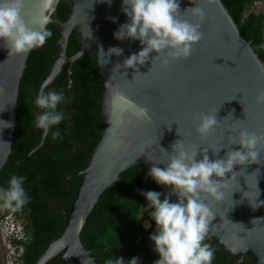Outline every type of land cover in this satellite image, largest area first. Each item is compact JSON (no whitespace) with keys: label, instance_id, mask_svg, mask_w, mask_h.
Listing matches in <instances>:
<instances>
[{"label":"water","instance_id":"obj_1","mask_svg":"<svg viewBox=\"0 0 264 264\" xmlns=\"http://www.w3.org/2000/svg\"><path fill=\"white\" fill-rule=\"evenodd\" d=\"M61 1L70 7L65 21L52 18ZM38 4L39 0H25L23 15L27 22L32 23L37 17ZM179 4L181 13L197 6L203 10L202 23L191 10L181 16L191 23H200L203 38L194 45L191 56L170 60L167 66L162 57L151 61L156 53H150L144 65H137L140 73H135L134 69L124 67L123 61L142 48L140 41L120 40L114 35L120 25L129 22L122 11V0H111V4L106 0L47 3L43 15L50 20L46 27L53 24L58 30V58L41 90L54 80L63 65L70 67L89 54L102 91V132L79 173L61 233L49 240L34 264H47L59 255L73 264H98L83 245L81 233L101 195L116 186L123 172L136 165L165 168L176 141L183 140L186 148L196 145L207 149L209 158L215 160L224 158L228 149L239 147L231 141L238 138L241 130L264 133V105L256 103V96L264 89V62L242 36L222 0H179ZM89 30L92 38H87ZM70 36H74L78 50L67 60ZM101 47L105 52L119 47L123 54H112L108 63L102 65L98 62ZM32 50L9 55L0 40V120L12 124L4 127L0 121V174L13 154L20 81ZM120 97L147 107L151 119L137 120L124 110ZM213 109H218L220 123L213 134L201 137L196 132L198 114ZM257 147V163L237 165L234 175L226 174L224 200L207 201L215 217L206 239L231 258L245 256L251 264H264V204L255 208L264 201V145ZM218 149V155H214L213 151ZM197 159H202V155ZM155 184L173 202L177 201L172 186L156 181Z\"/></svg>","mask_w":264,"mask_h":264},{"label":"clouds","instance_id":"obj_2","mask_svg":"<svg viewBox=\"0 0 264 264\" xmlns=\"http://www.w3.org/2000/svg\"><path fill=\"white\" fill-rule=\"evenodd\" d=\"M48 2L50 0H39L37 17L29 23L23 15L25 0H0V40L4 42L9 55L27 53L42 47L52 37V31L46 27L50 22L49 17L43 15ZM106 2L111 4V0ZM122 3V11L129 18V22L120 25L114 35L120 40L130 38L140 41L142 48L123 61V66L134 69L135 73H140L137 65H144L150 59V53H156L151 57V61L162 57L163 64L167 66L170 60L191 56L195 50L194 45L203 38L200 23H191L181 18L185 12L191 10L202 23L204 12L198 6L181 13L179 0H122ZM112 19L115 21V18ZM87 38H92L90 30ZM112 54L120 56L123 49L110 47L105 52L101 47L98 62L102 65L108 63V57ZM120 99L125 106L124 110L130 112L137 120L151 119L147 107L126 97ZM64 100L62 92L45 93L42 90L35 98L34 104L44 112L36 113L35 127L47 135L52 126L59 125L64 119V113L58 111V106ZM256 103L264 105V89L256 96ZM217 110L198 114L196 132L201 137H207L216 131L220 123L216 116ZM2 122L4 127L12 126L11 122ZM127 122L131 123V120ZM59 135L58 131L52 132L53 139ZM231 143L239 147L228 149L224 158L211 160L207 149H200L196 145L186 148L183 140H178L172 145L166 167L152 166L149 169V177L158 184L172 186V191L178 197L177 201L173 202L169 195L162 192L150 190L141 193L148 201L146 209L156 225L155 232L150 235L159 255L154 264H212L215 250L204 241L215 213L207 201L209 198L217 202L224 200L226 174L234 175L235 166L246 167L248 164L257 163L260 156L257 146L264 145V133L258 135L253 131L241 130L238 138ZM220 149L213 151V154L218 155ZM198 155H202V159H197ZM24 183V176L13 175L8 181V187L0 188L3 207L15 211L28 202ZM261 204H264V201L257 203L255 208ZM138 259L133 257L128 264H138ZM106 264L125 262L122 258H116L107 260Z\"/></svg>","mask_w":264,"mask_h":264},{"label":"flooded vegetation","instance_id":"obj_3","mask_svg":"<svg viewBox=\"0 0 264 264\" xmlns=\"http://www.w3.org/2000/svg\"><path fill=\"white\" fill-rule=\"evenodd\" d=\"M69 11L70 9L67 11L66 18L68 17ZM58 13L59 11L57 9L52 15V18L60 20L57 18ZM57 42L58 38L57 40L49 39L42 47H39V50L36 51L39 59L36 61L35 66L36 68L37 66H44L43 75L39 73L38 80L33 79L30 82H22L19 87L14 136L15 134L17 135V118L20 107L19 97L22 91L25 93L24 102L26 105V115L23 117L24 124L20 130V142L16 147H14L13 136V154L9 157L8 162L1 171L0 188H7L8 181L13 175H22L25 177L23 187L26 190L28 202L19 210L13 211L12 209L3 207V202L0 201V264H34L38 256L45 250L49 240L55 239L59 235L58 234L55 238L44 237L42 242H45V247L34 253L35 248H33L32 243L31 200L34 194L39 193L37 201L40 202V205L43 208L41 215L45 218H54L56 216L59 223L64 226L65 213L68 212L74 199L73 193L75 192L73 186L79 183V173L83 170L89 160H80L79 165L74 172L66 171L64 164L58 162L53 173L56 189L53 191L47 188L48 178L42 170L44 169L42 158L43 156H52L56 160H60L61 153L58 150L59 148L56 147V143L53 141L52 137V132L56 125L52 126L47 135L44 134L42 130L35 127L34 121L36 113L39 112L42 114L41 109H38L34 104L35 98L42 90L45 93L48 91L63 93L65 100L58 106V111L64 113L63 120L67 122L70 133L65 136L60 143V146L63 147V142L67 143V155L72 154L74 157H77L79 153L82 155H89V151L93 149L92 145L99 140V137L91 129H88L86 132V142L81 140L80 136L77 135L76 119L79 113L78 105L81 94L77 64L81 61L82 57L74 61L70 67L63 65L61 71L54 80L41 90L43 81L48 77L57 61ZM77 50L78 44L76 40L75 45H71L69 39L66 52L67 60L73 58L74 53ZM27 67L26 64V68ZM95 74L96 72L94 75ZM136 166H139L135 167L136 169L134 170L137 171V175L146 176L148 170L141 164ZM44 182H46V185H44ZM115 189L119 190V186H115ZM150 190L162 192L164 194V192L156 186L155 180L152 184L148 185L147 191ZM61 194H65L63 200L59 198V195ZM163 198L164 196L162 195L161 199L163 200ZM146 205H148V202ZM101 213V210H99L97 213L98 217L96 218L97 223L94 230L96 240L100 237V226L98 225V222ZM142 227L148 232V236L144 243H142L143 237L139 236L135 238L133 242H128V244L122 245L121 247L112 244L102 247L97 242L95 246L85 248L91 251L92 258L95 259L98 264H106L107 260H115L116 258H122L125 264H128L133 257H136L135 254L137 252L141 254V256L138 257V264H154V262L159 259V255L155 251L154 242L150 239V235L154 233L156 229L155 221L153 222L151 218H146L142 222ZM204 243L210 244L213 249H216V247L206 238ZM33 257H35L34 262ZM57 257H59L64 264H68L69 261H63L61 255ZM241 260H243L241 264H249L248 262H250L245 256L231 258L222 251L221 253H218V255L216 251H214L212 264H240L239 262Z\"/></svg>","mask_w":264,"mask_h":264},{"label":"trees","instance_id":"obj_4","mask_svg":"<svg viewBox=\"0 0 264 264\" xmlns=\"http://www.w3.org/2000/svg\"><path fill=\"white\" fill-rule=\"evenodd\" d=\"M261 0H222L230 14L234 18L242 36L251 43L252 48L259 55L264 62V13H256L250 11L252 7ZM57 18L64 21L66 20L67 11L70 9L69 5L61 1L58 4ZM52 31L53 35L49 39L57 40L58 30L53 25L47 26ZM70 44L75 45L74 36L70 37ZM77 48V47H76ZM39 48H34L27 61V68L24 71L22 80L20 82H30L33 79L38 80L39 73L43 75L44 66H35L36 61L39 59L36 51ZM79 85L81 89L79 100V113L76 119L77 135L81 140L87 141L86 132L88 129L94 131V133L100 138L102 132V107H101V95L102 91L99 86L96 72L93 67V61L89 54H84L81 61L77 64ZM25 93H20L19 101L20 107L18 110L17 128L14 136V147L20 142L21 128L24 124L23 117L26 115L25 105ZM55 129V130H54ZM53 131L60 133L59 137L53 139L61 153V159L56 160L54 157L42 158L44 164L43 172L48 178L47 188L50 190L56 189V184L53 179L54 169L59 163L64 164L66 171H73L77 169L80 160L89 159V155L78 154L77 157L72 154L67 155V143L63 142V147L60 143L66 135L70 133V129L67 126V122L62 120L59 125ZM15 131V130H14ZM98 140L92 145L95 148ZM148 171L146 176L137 175V171H134L139 166H134L120 175V181L116 183L119 186V190L115 187L106 190L99 199V205L94 208L90 214L84 229L81 233L82 243L86 248L95 246L97 242L102 246H109L110 244L121 247L122 245L133 242L137 237H143L142 243L146 241L147 231L142 227V222L146 218H151L149 210H147L146 203L148 202L146 197L142 195V192H146L148 185L152 184L154 180L148 176L149 166L141 164ZM150 180V181H149ZM46 185V182H44ZM78 184L74 185V192L76 191ZM39 193L33 195L31 200V214H32V243L35 252L42 250L45 247L44 237L55 238L61 233L63 224L59 223L58 218L48 217L45 218L41 215L43 208L40 202L37 201ZM71 196V195H70ZM65 194L59 195V198L63 200ZM74 197V193H73ZM101 210L99 216L98 225L100 226V237L96 240L95 227L97 213ZM154 222V220H152ZM218 255L221 250L214 249ZM136 257H140L138 252ZM35 257H33V262ZM250 264V262H248ZM47 264H64L59 257L49 261ZM68 264H73L71 261Z\"/></svg>","mask_w":264,"mask_h":264},{"label":"rangeland","instance_id":"obj_5","mask_svg":"<svg viewBox=\"0 0 264 264\" xmlns=\"http://www.w3.org/2000/svg\"><path fill=\"white\" fill-rule=\"evenodd\" d=\"M250 11L259 13H264V0L259 1L257 4H255Z\"/></svg>","mask_w":264,"mask_h":264}]
</instances>
